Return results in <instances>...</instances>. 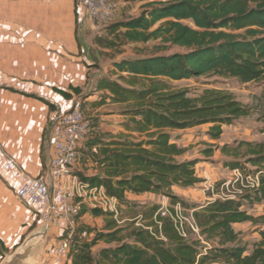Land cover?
Returning a JSON list of instances; mask_svg holds the SVG:
<instances>
[{"label":"trees","instance_id":"1","mask_svg":"<svg viewBox=\"0 0 264 264\" xmlns=\"http://www.w3.org/2000/svg\"><path fill=\"white\" fill-rule=\"evenodd\" d=\"M121 25L129 41L159 43L143 56L115 63L116 78H97L93 91L103 92L92 103L100 106L110 99L125 104L127 129L144 138L99 140L92 153L99 173L77 174L91 185L103 186L121 203L129 192L155 193L168 197L171 206L179 202L195 209L193 217L210 246L203 253L200 240L180 236L169 216L157 214L159 205L145 209L139 224L135 219L123 225L93 209L106 217V224L91 242L77 243L72 264H264V211L254 215L244 208L246 203H264L263 142L215 146L233 157L225 162L227 167L258 174L260 185L237 200L214 199L197 208L173 191L174 186L193 187L202 180L196 171L198 160L178 159L185 149L172 134L208 124L206 134L219 139L224 126L253 112L264 124V0H152L138 17ZM172 46L186 51L169 52ZM202 76L235 78L256 83L261 90L248 104L222 89L206 88L191 95L189 89L172 83ZM55 90L67 99L83 92L79 86ZM213 149L204 152L211 156ZM243 222L255 226L258 239L252 243H240L241 232L234 224ZM100 240L107 246L94 254L92 247ZM5 250L0 237V253Z\"/></svg>","mask_w":264,"mask_h":264},{"label":"crops","instance_id":"2","mask_svg":"<svg viewBox=\"0 0 264 264\" xmlns=\"http://www.w3.org/2000/svg\"><path fill=\"white\" fill-rule=\"evenodd\" d=\"M151 1L118 0L113 20L100 23L88 18L84 8L77 0H0L1 220L4 219L14 191L16 192V188L20 184L18 172L4 170L5 159L9 156L15 158L20 170L34 177H41L51 187L53 186L50 163L55 153L56 116L61 112L80 106L82 101L99 100L103 91L93 93H98V96L92 94L86 96L85 91L88 87L97 82V78L101 76L116 78L118 73H116L115 63L143 56V51L137 50V47L146 44L132 42L124 37L126 29L121 25V22L138 17ZM108 30L111 37L107 39H112L114 45L98 41V38ZM114 36L120 37L121 42L114 40ZM129 45L133 47L131 54L128 55L127 51H123V53L114 55L115 50L120 51L122 48L127 50ZM71 86H79L83 92L81 94L73 93L72 97L67 99L55 90V88H60L69 91ZM104 105L125 106L123 103H114L107 99L103 105L95 106V108L98 110ZM124 110L125 108L108 111L109 114L106 116L114 122V126L102 125L107 128V130H103L106 137L103 139L126 136L144 138L140 137L137 132L127 129L126 123L129 117L124 113ZM117 124L120 125L117 126ZM204 125L172 132V134L181 135L178 139L173 137V140L185 149L178 159L180 161L200 159L201 161L196 164V171L198 177L203 180L207 173H214L212 164L208 161L213 157L212 155H201L199 147H206L205 144H215V146L230 144L226 136V128L229 126H224L221 138L211 139L206 134L207 128H203ZM199 129L205 131L204 144L199 142V137L193 138V133ZM263 135L264 133L250 136L251 138H248L247 141L262 142L260 136ZM199 167L204 169L201 175ZM77 170L86 172L85 176L87 177L99 173L97 167L85 169L80 162L74 166L76 173ZM195 186H174L173 191L186 202H190L188 197ZM126 199V202H120L122 218L125 220L121 225L142 217L147 208L154 205H159L161 208L168 201L170 204L168 197L155 193L134 194L129 192L126 194ZM202 199L200 204H195L197 208L209 202L206 196H202ZM261 205H263L261 211L263 212L264 203ZM80 206L90 205L84 203ZM94 212L91 208L88 220H106L104 215H97ZM28 218L32 219V215L27 214ZM238 224L242 223L234 224L236 230ZM67 226L68 220L61 218L50 226L48 234L55 229V233L59 235ZM3 233L5 235L6 231L0 228V237L8 249L12 242ZM50 245L56 247L58 244L52 240ZM92 251L95 253L94 247H92ZM54 261L55 264H62L60 260Z\"/></svg>","mask_w":264,"mask_h":264},{"label":"built area","instance_id":"3","mask_svg":"<svg viewBox=\"0 0 264 264\" xmlns=\"http://www.w3.org/2000/svg\"><path fill=\"white\" fill-rule=\"evenodd\" d=\"M77 2L84 8L88 18L100 23L110 22L117 7V0H77ZM90 130L91 120L80 106L56 116L55 153L50 163L52 187L43 178L34 177L20 170L17 160L13 157H7L3 163L5 171L20 174V184L16 188V195L35 213L40 224L50 228L61 218L68 220L66 235L53 250L57 255L65 253L70 248L74 236L73 216L77 213L80 204L87 203L92 209L110 214L118 224L125 222L119 200L109 196L103 186L91 185L74 171L79 145ZM231 173V177L223 181L220 187L210 179L211 173L205 175L202 191L209 201L237 200L247 191L254 190L260 185L258 174L249 173L240 168L232 169ZM194 210L187 209L178 202L171 206V209L162 206L157 214L169 216L183 238L200 240L204 245L203 253H206L210 245L201 235L200 228L193 217ZM140 218H137L138 222ZM158 224L161 223L158 222Z\"/></svg>","mask_w":264,"mask_h":264},{"label":"rangeland","instance_id":"4","mask_svg":"<svg viewBox=\"0 0 264 264\" xmlns=\"http://www.w3.org/2000/svg\"><path fill=\"white\" fill-rule=\"evenodd\" d=\"M118 4V0H117ZM118 7V5H117ZM116 7V9H117ZM115 9V14H116ZM114 14V17H115ZM131 16V15H130ZM113 17V18H114ZM112 18V20H113ZM111 20V21H112ZM188 22V21H186ZM108 37H111L110 31H105L101 37L98 38V41L101 43H114L112 42V39H107ZM114 40L120 41V37L113 38ZM159 41H151L150 43L143 45L141 47H137V50L139 51H145L151 52L154 49L155 44H158ZM123 44V43H121ZM123 51H127V54H131L133 52V47L131 45L128 46L127 50H115L114 55L116 53H123ZM174 51H180L185 52L186 48L179 47V46H172L169 49V52ZM113 55V53H112ZM96 83V82H95ZM91 84L88 89L85 91L86 96L87 95H95L98 96V93H94V84ZM175 87L180 88H187L190 91L191 95H199L202 93V91L206 88H216V89H222L228 92L233 93L236 98H238L240 101L248 104L253 103V95L256 93H259L261 90V86H259L256 83H242L239 80L235 78H223L219 76H202L199 78H191V79H183L179 81H173L172 82ZM93 99H90L89 101H82L80 107L84 111L85 115L91 120V130L88 133L87 137L80 143L79 145V151H78V160L77 162H80L84 165L85 169L88 168H96L98 165L92 155L94 146L96 142L99 140H102L105 137V133L103 130H107V128H104L102 125H113L114 122L110 121L109 117L106 115L109 114V110H116V109H124L125 106H113V105H104L98 110L95 108V106L92 103ZM258 114L257 112H253L251 115L247 117H243L236 121L232 126H229L226 128V136L230 142V144H237L236 142L240 140L247 141L248 138H251L250 136H254L256 134L264 133V124L257 120ZM114 120V119H113ZM116 122V121H115ZM120 124H117L119 126ZM203 128H209L208 125H204ZM173 137L178 139L181 137L180 134L173 133ZM199 137V142H205V131L202 129L197 130L195 133H193V138ZM262 139V142L264 144V135L260 136ZM204 144V143H203ZM206 147H199V153L201 155H206L204 150L206 148H209L212 146L213 153H212V159L208 160L212 164V169L214 173L210 174L209 177L212 180V182L220 187L222 182L226 179L230 178L231 170L229 167L225 165V162L228 160H232L233 157L230 155L223 154L221 150H217L215 147V144H205ZM220 146V144H218ZM198 161H201L200 159H197ZM248 167H251L250 164H247ZM204 172V169L199 167V174L201 175ZM77 173L81 175L82 177L85 176L86 172L77 170ZM200 178V177H199ZM201 179V178H200ZM203 181V179H201ZM201 181V182H202ZM203 182L200 184H197L195 186V189L192 191V193L189 195L188 204H200L203 199L202 196L205 197L206 195L202 191L203 188ZM202 199V200H200ZM9 208L6 210V215L3 220L0 219V228L1 230H5L6 233L3 235L12 242L10 245V248H6V252L4 254L0 253V262L7 254H11L16 247L23 242V240L30 235V233L34 231H38L41 227H43L42 224L39 223L38 217L35 215V213L30 209V207L21 201L14 191V194L9 202ZM166 208L171 209V205L166 203L164 205ZM244 208L251 214L258 215L263 209V205L260 203H246L244 205ZM91 207L90 206H80L77 210V213L73 216V222H74V238L71 242L70 248L63 254L57 255L53 252L55 246H51V241L55 240L57 244H59L60 240L66 235L67 228L63 230L62 233L59 235L55 233V229L51 230V232L47 235L46 239L43 242V252H42V259L40 264H55V261L60 260L62 264H69V262L72 261V256L74 252V248L76 247L77 243L80 242H91L93 238L96 236V233L98 230H102L106 224V220L102 219L101 221H97L95 219L88 220V215L90 214ZM27 214L32 215V219H27ZM133 221V220H132ZM86 222V223H85ZM237 230H239L240 233V243H252L258 238V234L255 232V226L250 222H245L242 224L237 225ZM57 246V245H56ZM107 246L106 242L103 240H100L97 242L96 245H94V254H98V252ZM53 252V255L51 254ZM220 264V263H215Z\"/></svg>","mask_w":264,"mask_h":264},{"label":"water","instance_id":"5","mask_svg":"<svg viewBox=\"0 0 264 264\" xmlns=\"http://www.w3.org/2000/svg\"><path fill=\"white\" fill-rule=\"evenodd\" d=\"M49 232L48 226L41 227L28 235L11 253L5 255L0 264H40L43 242Z\"/></svg>","mask_w":264,"mask_h":264}]
</instances>
